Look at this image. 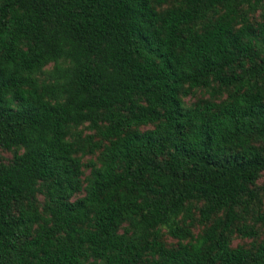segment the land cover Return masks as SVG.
Returning a JSON list of instances; mask_svg holds the SVG:
<instances>
[{
	"label": "trees",
	"instance_id": "1",
	"mask_svg": "<svg viewBox=\"0 0 264 264\" xmlns=\"http://www.w3.org/2000/svg\"><path fill=\"white\" fill-rule=\"evenodd\" d=\"M0 148V264H264V0H0Z\"/></svg>",
	"mask_w": 264,
	"mask_h": 264
},
{
	"label": "rangeland",
	"instance_id": "2",
	"mask_svg": "<svg viewBox=\"0 0 264 264\" xmlns=\"http://www.w3.org/2000/svg\"><path fill=\"white\" fill-rule=\"evenodd\" d=\"M259 14H260V11L257 14H255V18L259 17ZM224 96L226 97V94H224ZM206 98H211V93L207 89L197 88V89L194 90L193 94H191L188 97H185L184 100H185V102L187 104H191V103H194L197 100L206 99ZM78 129H83L85 134L93 133V130L87 129L85 126H80ZM13 156H14L13 150L0 148V161L8 163V162L13 160ZM96 158H97V154H88V155H85L83 157V161L86 164L85 169H86V173L87 174L90 172V167L88 166L89 162L92 159H96ZM258 183H259V185H262L264 183V176H262L260 178ZM263 210H264V195H263ZM251 222H253V220H251ZM257 227L260 230V235H259V238H258V240H260L261 238L264 237V226H262L261 223H258ZM201 229H202V226L199 225L198 223L194 227V231H195L196 234L199 233L201 231ZM166 231H167V229L165 228L164 229V232H165L164 239H165V241L169 245H176L178 240L176 238H173L169 234H167ZM253 240L254 239H252V238H243V237H240V236H235L234 237V241H233V245L234 246L239 245V244L250 245V243Z\"/></svg>",
	"mask_w": 264,
	"mask_h": 264
}]
</instances>
